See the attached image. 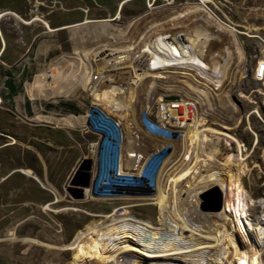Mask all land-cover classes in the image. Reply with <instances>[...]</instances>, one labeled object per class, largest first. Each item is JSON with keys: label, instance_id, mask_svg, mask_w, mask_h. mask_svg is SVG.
<instances>
[{"label": "rangeland", "instance_id": "rangeland-1", "mask_svg": "<svg viewBox=\"0 0 264 264\" xmlns=\"http://www.w3.org/2000/svg\"><path fill=\"white\" fill-rule=\"evenodd\" d=\"M201 1L0 0V15L13 12L23 19L8 15L0 25V264H67L72 259L71 251L60 255V251L50 250L46 244L59 248L67 246L79 230L116 209L118 214L129 211L145 220H159L158 206L153 197L155 193H142L144 196L138 197L128 194L122 197L93 196L95 200L85 195L89 189L83 182L88 175L86 160L90 156L89 147L93 152L91 147L95 144L91 145V142L98 140V136L89 129L93 111L105 115L122 130L126 125H135L139 117L136 112L134 121L130 117L123 124L97 104L94 97L84 90L87 64L93 78L98 79L101 71L102 77L108 75L112 84L124 83V88L128 89V84L133 82L127 79V75L124 78L116 75L120 65L116 64L119 62L116 57L124 56L122 60L128 61L130 49L149 44L152 36L157 35L147 38L145 31L148 30L159 35L167 33V28L174 31L183 28L192 32L191 29L199 23L197 17L192 12L182 14L177 11L187 3ZM207 9L239 33L244 59L238 67L237 64L232 66L233 59L228 67L225 66L227 73L230 71V79L224 80L227 79L226 74L220 92L212 91L211 83L199 76L187 80L184 73L173 71L167 83L160 86L161 90L152 94L158 98L163 94L198 95L202 103L196 107L195 119H204L207 127L219 131H227L225 126H229L230 134L245 146V172H241L239 167L235 170L241 172V182L248 196L246 207H243L246 216L240 228L245 234L234 229V246L233 249L230 247L224 260L230 264H243L239 254L254 251L261 253L264 264V81L254 79L255 68L264 54V0H210ZM37 18L41 21L33 22ZM26 22L33 23L28 25ZM100 23L127 29L126 39H120V43L115 40L116 46L124 48L123 55L101 60L107 57L105 52L96 57L97 46L109 45L108 34ZM217 37L221 41L212 40L208 44L205 60L209 64L220 60L216 56L225 54L228 40L225 35ZM88 48H91V54H86ZM133 54L131 51L130 55L135 57ZM143 56L136 54L138 58L135 59L141 61ZM141 70L143 72L139 74L148 73L147 66ZM40 73L51 78L59 74L62 77L53 90L46 88V94L43 92L45 89L37 84ZM150 74L142 75L137 86L131 85L137 87L133 95H138V105L143 109L146 96H153L149 89L154 73ZM127 89L123 91L127 92ZM234 102L236 110L229 115V106ZM158 109V105L153 107L151 114L160 119ZM39 115L50 116L53 121L40 122L37 120ZM72 115L78 118L72 119L69 128L59 126L70 116L73 118ZM82 117H86L85 127H72ZM237 118H240V123L235 125ZM183 140L178 139L177 150L171 159H177L181 154L179 150ZM206 141L205 152L220 164L226 163L228 154L240 151L236 143L227 145L215 137ZM218 163L209 162L213 167ZM215 190L218 193L215 191L202 196V210L208 214L223 207L226 209V201L232 198L227 189ZM89 196H92L91 189ZM219 205L221 209L217 210ZM249 229L254 230L256 237L252 238L247 233ZM26 239H34L41 244L27 242ZM249 242L254 244L252 250Z\"/></svg>", "mask_w": 264, "mask_h": 264}, {"label": "bare ground", "instance_id": "bare-ground-1", "mask_svg": "<svg viewBox=\"0 0 264 264\" xmlns=\"http://www.w3.org/2000/svg\"><path fill=\"white\" fill-rule=\"evenodd\" d=\"M209 2L210 0H202L201 3L199 2L197 4L187 3L186 6L181 7L177 12L182 14L192 12L199 22L191 29V35L188 36L189 44L194 53L187 50V52H185L186 54L183 56V58L186 56L188 59L194 56L192 62L195 66H192L190 71H196V74H192V76H199L200 79L203 78L209 83L215 82L219 84L215 81L213 77L214 74H223V78H225L227 74V79L224 80H229L230 71L227 73V68L225 66L228 67L229 61L233 59L232 66L237 64L236 66L238 67L240 62L244 59L245 53L243 52V42L238 36L239 33L237 34L235 28L224 23L207 9V4ZM8 15L23 21L19 15L13 12H7L0 15V25L2 19ZM35 21H41V19L37 18L33 22ZM32 23L26 22L28 25ZM44 24L46 26L49 25L46 22H44ZM100 25L103 26V30L106 32L105 34H108L107 38L109 39V45L97 46L95 49L98 52L96 57H101L105 52H107V57L105 56L103 59H99L104 60L109 57L113 58V55H123L122 50H124V48L121 49L116 46L115 40L118 39L117 41L119 42L120 39H126L125 34H127V29L117 28L109 23H100ZM48 28L52 30L49 26ZM150 31L151 30L145 31L147 38L150 35H157L156 32L152 34L153 32ZM222 35H225L228 40L225 46V54L223 56H216L220 60H215L209 64L205 60L208 44L212 40H220L217 36ZM153 37L154 36H152L151 41ZM159 38L167 39V33H161ZM119 43L117 45H119ZM149 44L147 43L144 46L129 50L130 52H134L135 55H144L143 62L141 61V63L139 62L136 65L134 63L135 58L130 55V52V59L128 61L127 59L122 60L124 56L120 58L116 57V61H119L116 62V64H120L118 66L119 68L116 69V75L118 74V77L123 75V78L124 75H127V79L129 78V80L133 82L132 84L137 86L139 81L142 80L141 76L148 73L150 74L152 70L146 62V57L149 53L152 56L151 59H154L158 66L166 64V61H164L160 54L161 52L165 53L166 49L161 46H156V52H153ZM90 49L88 48L86 54H91V52L89 53ZM172 51L176 54L178 53L177 49L174 47ZM262 55L254 72V79L256 81L257 72L264 64V54ZM88 57L90 56H87V58ZM111 60L106 61L108 62ZM223 61H225V63ZM113 62L115 63V61ZM145 66H148V73H142L143 70L141 69H144ZM87 67L86 80L84 81V85L86 86L84 90L94 97L98 105L111 115L116 116L118 118L117 120L120 122H122V119L128 121L130 117H133L134 121V115L137 112L139 115L137 118L139 122L140 117H144L150 131L155 132L161 129L162 131H166L167 122H161L163 109L160 107L158 109V117L160 119H157L151 114L153 107L158 105L156 102L160 100L158 95L156 96L151 93L153 96H146V106L143 109L141 105H138V95H133V92L137 91V87H131L132 84H128L130 87H128V89L126 88L127 92H122L119 85L112 84L113 82L110 81L111 78L109 79L108 75L102 77L103 72L99 71L98 79L93 78L92 71L88 64ZM121 70L127 71L122 72ZM140 71H142L141 74H139ZM179 72H181V74L189 73V69ZM152 76H154V74ZM38 77L40 78H37V84L45 89V91H43L45 93L46 88L53 90L54 87L60 83V78L62 76L59 74L55 78H51L40 73ZM155 77H159V75H155ZM221 88H223V85L221 86L220 84L214 89L219 90ZM214 89L213 91H215ZM218 92H220V90ZM125 93L126 95H124ZM50 96L52 97V94H50ZM199 96L202 97L203 95L199 94ZM0 100L2 102V99ZM234 106H237L235 102L230 104L229 115L234 113L232 110H236ZM142 111H145V115L147 116H140ZM72 117L73 118L70 116V118H68V120L71 119V121H62L59 126L69 128L73 123L72 119L78 118L73 115ZM37 120L40 122H52L53 118L39 115ZM237 120L235 125L240 123V118H237ZM196 121L195 119V122H193L194 128H189L183 140L184 142L180 145L179 152L181 151L183 154L181 162L179 161V164L174 166L175 161L168 158L162 169L158 188L150 192L151 194L155 193L153 197H155V205L158 206L159 210V220L157 222L136 217L129 211L118 214V210L116 209L113 213L101 217V220L93 221L83 230H79L72 242L67 246L59 248L46 244L45 247L50 250L60 251V255L62 252L71 251L72 259L67 264H230L225 261L224 258L227 256L230 247L233 249L235 242L234 229L242 233L243 229L241 230L240 228H242V221L246 216L243 207H246L248 196L241 182V172H245L246 169V165H244L246 157L243 155V150L241 148L242 144L228 131L231 130L229 126H225L227 131H219L215 128L207 127L204 119ZM85 123L86 117H82L81 121H77V124L75 122V125L72 127L80 126V128H84ZM136 124L137 122L135 125H126L125 128L128 132L135 135L133 130L136 128ZM209 137H215L219 141L224 140L227 145L236 143L241 148L240 151L242 153L238 151L237 153L228 154L225 158L226 163L220 164L217 162V159L205 152V141ZM178 139L179 138H175L172 133L173 143L166 145V148L171 146V151L176 152ZM92 144L96 145L97 143H91V145ZM136 146H141L139 138L136 140ZM94 147L95 146H92L91 149L93 150ZM204 157H206V160ZM209 162H216L219 165L213 167L210 166ZM237 167L243 170L241 169V172L237 173L235 171ZM126 174L132 175V173ZM164 176L167 177L166 180ZM226 181L228 183H226ZM215 188H221L224 191L227 189L232 195V198L226 201V209L223 207L216 213L208 214L202 210V196L206 193L215 192L217 190H215ZM215 193H218V191ZM85 195H88L90 199L93 198V196H89V189H87V194ZM112 196L114 195L112 194L109 197ZM92 200H95V198ZM45 209L48 210L47 208ZM262 221L264 222V217ZM243 233L245 234V231ZM247 233H249L252 238L256 237L254 230L252 232V230L249 229ZM26 241L34 244H41L34 239H26ZM126 241H129V243H126ZM133 244H135V246H133ZM248 244L252 250L254 244L252 242ZM253 252L248 251L246 254H239L243 264H263L261 253Z\"/></svg>", "mask_w": 264, "mask_h": 264}, {"label": "clouds", "instance_id": "clouds-1", "mask_svg": "<svg viewBox=\"0 0 264 264\" xmlns=\"http://www.w3.org/2000/svg\"><path fill=\"white\" fill-rule=\"evenodd\" d=\"M136 128L130 133L123 130L105 115L93 111L89 129L98 136L93 152L89 150L91 167L88 169L89 186L94 197L144 196L158 188L161 172L168 159L173 143L172 133L167 131L152 132L144 117L137 119ZM124 124V123H123ZM139 138L141 146H136ZM147 140L156 141L157 146H150ZM116 143L117 149L111 145ZM160 151H157L159 150ZM132 173V175L126 174ZM121 193V194H119ZM148 196V195H147Z\"/></svg>", "mask_w": 264, "mask_h": 264}, {"label": "built area", "instance_id": "built-area-1", "mask_svg": "<svg viewBox=\"0 0 264 264\" xmlns=\"http://www.w3.org/2000/svg\"><path fill=\"white\" fill-rule=\"evenodd\" d=\"M166 30H167V39H160L158 32H157V36L153 38L152 41L150 40L151 43L149 45L153 52H156V49H155L156 46H161L166 49L165 53L163 52L160 53L164 61H166V64H163L162 66H158L155 63L154 59H151L152 57L151 54L149 53L148 54L149 56L147 55L146 57L147 65H149V67H151L152 69L150 73H154V76L151 77L153 82H152L151 88L149 89V93H157V90H161L160 86L162 85V83L164 84L167 83V81L170 78V74H172L173 71H184L187 69H189L190 71L191 67L195 66L192 62V58L194 56H192L190 59H188V57L186 56L183 58L187 50L194 53L188 41V36L191 35V32L183 28H180V30L177 29L178 31H174L170 28H167ZM173 47L177 49L178 51L177 54L172 51ZM142 60H144L143 57H142ZM141 61L135 59L134 63L136 65L139 62L141 63ZM223 62L225 63V61ZM190 72L196 73V71L194 72L190 71ZM155 75H159V77H155ZM184 75L186 76L184 79H187V80H190L191 77H195V76H192V74L189 75V73H185ZM222 76L223 74H220V73L214 74L213 77L215 81L219 83V84H216L215 82L211 83V85L214 88H217L218 85L220 84L221 86L223 85ZM257 81H264V64H263V67L257 72ZM124 86L125 84L119 83V87L122 92L123 90L126 89L124 88ZM208 90L210 89L208 88ZM172 95L173 94H163L160 96V100L157 101L156 103H158V107L163 109V117L161 119V122H167V129H166L167 133L168 132L173 133L175 138H179V140H182L183 138L185 139L186 133L189 130V128L191 129L194 128L193 122H195L196 107L197 105H200L202 103V100L199 99L198 95H196V97L195 96L194 97L192 96L181 97L175 94L173 96ZM168 97H176L177 99L167 100L166 98ZM140 116H147V115H145V111H142ZM123 122H126V121L122 119V123ZM241 148L243 152H246V148L244 145H242ZM241 148L239 147V150H241ZM157 151H160V149ZM174 152L175 151L170 150L168 154V158H170ZM182 156L183 154L181 153L179 154L177 160L174 159L175 161L174 166H177L179 164V161L181 162Z\"/></svg>", "mask_w": 264, "mask_h": 264}, {"label": "water", "instance_id": "water-1", "mask_svg": "<svg viewBox=\"0 0 264 264\" xmlns=\"http://www.w3.org/2000/svg\"><path fill=\"white\" fill-rule=\"evenodd\" d=\"M167 100H176L177 98L176 97H168V98H166ZM87 161V160H86ZM90 167H91V162L90 161H87V170L88 169H90ZM78 178H79V176H78ZM77 178V179H78ZM77 181V180H76ZM83 182H84V184L88 187L89 186V176L87 175L86 176V179L85 180H83ZM77 183H79V181H77ZM221 208V206L219 205V207L217 208V210L218 209H220Z\"/></svg>", "mask_w": 264, "mask_h": 264}, {"label": "crops", "instance_id": "crops-1", "mask_svg": "<svg viewBox=\"0 0 264 264\" xmlns=\"http://www.w3.org/2000/svg\"><path fill=\"white\" fill-rule=\"evenodd\" d=\"M147 144L150 146H157L159 145V143H157L156 141H152V140H147Z\"/></svg>", "mask_w": 264, "mask_h": 264}, {"label": "trees", "instance_id": "trees-1", "mask_svg": "<svg viewBox=\"0 0 264 264\" xmlns=\"http://www.w3.org/2000/svg\"><path fill=\"white\" fill-rule=\"evenodd\" d=\"M111 148H112V149H117V148H118V145H117L116 143H113V144L111 145Z\"/></svg>", "mask_w": 264, "mask_h": 264}]
</instances>
